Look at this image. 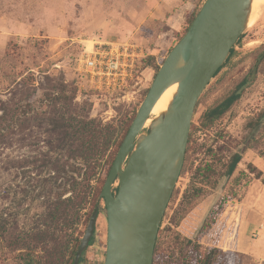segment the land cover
I'll return each mask as SVG.
<instances>
[{"label":"rangeland","instance_id":"374dc122","mask_svg":"<svg viewBox=\"0 0 264 264\" xmlns=\"http://www.w3.org/2000/svg\"><path fill=\"white\" fill-rule=\"evenodd\" d=\"M201 2L0 0V264H26L28 248L54 263L53 205L72 195L70 182H81L85 172L76 121L97 120L123 132L154 81L155 66L185 35ZM260 9L196 106L184 166L160 228L157 264H170L188 239L205 240L201 229L224 199L216 227L226 229L218 236L220 249L236 255L233 264H264V58L253 77L264 53ZM105 42L128 44L134 62L131 78L114 92L95 89L80 70L93 46ZM231 94L238 100L204 127L203 115ZM234 153L242 159L228 177L223 164ZM208 165L217 171L213 187L202 182ZM107 170L105 165L100 179ZM118 186L117 180L114 193ZM99 203L96 232L81 264L105 262L108 218L105 202ZM90 218L83 211L71 230L57 232L59 245L69 241L64 259L71 261Z\"/></svg>","mask_w":264,"mask_h":264},{"label":"water","instance_id":"95a60500","mask_svg":"<svg viewBox=\"0 0 264 264\" xmlns=\"http://www.w3.org/2000/svg\"><path fill=\"white\" fill-rule=\"evenodd\" d=\"M251 5L252 0H205L161 65L100 194L108 218L104 264H154L159 230L184 166L196 106L245 33ZM174 84L178 90L168 111L142 133L156 103ZM99 202L73 264H81L91 246Z\"/></svg>","mask_w":264,"mask_h":264},{"label":"trees","instance_id":"16d2710c","mask_svg":"<svg viewBox=\"0 0 264 264\" xmlns=\"http://www.w3.org/2000/svg\"><path fill=\"white\" fill-rule=\"evenodd\" d=\"M204 2L205 0H202L200 5L201 7ZM200 9L201 8L195 10L189 20V25L193 23ZM234 54L235 51L232 50L228 60L217 72V74L225 67ZM150 60L153 61L154 58L152 57ZM160 67V65L155 66L156 75L159 72ZM148 92L149 90L147 93ZM237 98L238 96L231 95L217 106L210 108L202 117L203 126L210 127L213 125L231 108L232 104ZM157 110L162 111L160 107H158ZM136 115L137 114H135V116L131 119V122L126 126L123 132H121V128L119 126H115L113 124L104 125L101 121L97 120L81 118L76 121L75 134L79 135L77 138L79 139L80 143V157L83 161L85 172L81 182L76 180L70 182L69 191L72 192V195L64 200H61L58 204L54 203L53 205L51 221L55 224L54 228L52 229L53 232H51L53 237L50 238V242L53 245H58V247H56L58 257L55 258L54 263L52 264H73L79 245L77 244L72 248L71 261L66 260V258L64 259L63 253H65L69 241L67 239L63 245H59L58 242H61L62 240L57 238V232H60V234H65V232L71 230L75 219H78L79 215L83 211L85 217H90V215L92 216L97 206V201L100 198L105 180L114 164L116 155ZM113 147L115 148V151H112ZM241 159L242 155L240 153H234L230 157L228 163L223 164V166L226 168L224 175L232 177ZM105 165L108 166V170L105 180H102L100 179L99 175ZM204 171L205 172L202 182L205 183V185L210 184L212 187L215 186L218 180L216 178L217 171L211 168L210 165H208ZM79 175H81V172H79ZM93 180H96V182H99V184H91ZM224 201L225 199L220 201L218 208L212 212L206 224L201 229L202 234H204L206 231L204 234L205 240L194 241L192 239H188L178 252L177 257L171 259L170 264H233L232 258L236 257V255L230 251L223 252L220 249L221 246L218 236H220V234L223 235V232H226L225 226L222 225V228L219 232H217L218 228H216L219 224L217 219L224 212ZM190 205L192 206L193 203ZM162 234L163 232L160 229L155 247L154 264H157L159 258H161L159 251L162 244ZM205 245H207V247H205ZM86 260L87 256L85 254L81 263H84ZM24 261L26 264H50L47 259L44 261L41 260V258L37 259L32 250L29 248L24 257Z\"/></svg>","mask_w":264,"mask_h":264},{"label":"built area","instance_id":"2783aa9c","mask_svg":"<svg viewBox=\"0 0 264 264\" xmlns=\"http://www.w3.org/2000/svg\"><path fill=\"white\" fill-rule=\"evenodd\" d=\"M128 44L105 42L87 53L80 70L99 91H117L131 78L134 64ZM88 51V50H87Z\"/></svg>","mask_w":264,"mask_h":264},{"label":"bare ground","instance_id":"6f19581e","mask_svg":"<svg viewBox=\"0 0 264 264\" xmlns=\"http://www.w3.org/2000/svg\"><path fill=\"white\" fill-rule=\"evenodd\" d=\"M264 6V0H252V5L250 9V14L248 17V24L247 28H249L250 24H252L253 21H256L260 16H259V11L261 10L260 8ZM260 9V10H259ZM178 90V84H174L173 86L169 87L163 95L160 97L158 102L156 103L151 115L157 110L158 107L161 108L162 113H159L155 116H150V119L147 121L145 128H148L153 124L154 121L159 119L161 116H163L171 106L174 97L177 94Z\"/></svg>","mask_w":264,"mask_h":264},{"label":"flooded vegetation","instance_id":"af4514ba","mask_svg":"<svg viewBox=\"0 0 264 264\" xmlns=\"http://www.w3.org/2000/svg\"><path fill=\"white\" fill-rule=\"evenodd\" d=\"M263 58H264V53H262V54L260 55V57L258 58V60H257V62H256V64H255V66H254V68L256 67V65L258 64V62H259V65H258V66H260V63H261V61H262ZM254 68H253V77L256 76V73H257V71H258V68H257L256 71H254ZM220 72H221V71H220ZM220 72H219V73H220ZM219 73H218V74H219ZM218 74H217V75H218ZM217 75H216V76H217ZM216 76H215V77H216ZM231 95H236V96H238V98H239V95H238V94H231ZM231 95H229V96H231ZM229 96H228V97H229ZM226 98H227V97H226ZM226 98H225V99H226ZM238 98H237L236 100H238ZM225 99H224V100H225ZM236 100H235V101H236ZM235 101H234V102H235ZM221 102H222V101H221ZM221 102H220V103H221ZM232 105H233V104H232Z\"/></svg>","mask_w":264,"mask_h":264}]
</instances>
